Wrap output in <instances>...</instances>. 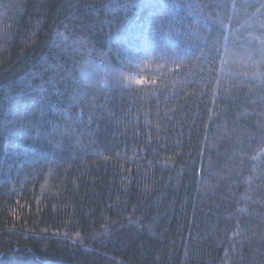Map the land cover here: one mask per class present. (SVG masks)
Returning <instances> with one entry per match:
<instances>
[{"label": "trees", "instance_id": "16d2710c", "mask_svg": "<svg viewBox=\"0 0 264 264\" xmlns=\"http://www.w3.org/2000/svg\"><path fill=\"white\" fill-rule=\"evenodd\" d=\"M0 264H264V0H0Z\"/></svg>", "mask_w": 264, "mask_h": 264}]
</instances>
